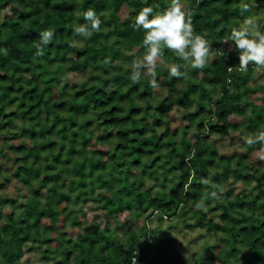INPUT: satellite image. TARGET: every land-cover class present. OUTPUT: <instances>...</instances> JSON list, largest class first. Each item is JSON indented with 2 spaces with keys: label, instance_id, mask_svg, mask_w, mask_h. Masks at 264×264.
<instances>
[{
  "label": "trees",
  "instance_id": "trees-1",
  "mask_svg": "<svg viewBox=\"0 0 264 264\" xmlns=\"http://www.w3.org/2000/svg\"><path fill=\"white\" fill-rule=\"evenodd\" d=\"M250 1L182 0L215 58L202 70L189 69L186 78L158 67L157 89L166 92L154 105L150 77L143 75L138 84L130 79L132 61L144 51V32L133 24L143 7L161 11L170 0H0L1 264H29L24 245L36 241L44 243L35 245L42 264H152L147 229L136 230L131 217L150 210L172 218L186 214L182 206L195 218L185 228L222 236L207 249V258L264 264L262 145L245 143L264 131V84H255L264 68L250 64L240 71L238 52L223 42L249 15H264V0L241 15ZM89 8L102 20L101 30L74 36ZM44 30L55 36L37 56ZM73 39L76 47H70ZM165 57L166 64L183 63L167 49ZM124 61L128 70L120 66ZM77 72L76 83L59 88L62 76ZM211 135L229 138L245 154L226 156L216 140H207ZM231 176L254 182L253 189L233 195L225 186ZM145 179L158 186L154 194L132 184ZM201 199L208 211L219 210L217 220L196 208ZM86 202L115 226L87 219L79 205ZM5 207L20 208L23 221L12 217L14 210L5 215ZM222 244L225 260L218 255Z\"/></svg>",
  "mask_w": 264,
  "mask_h": 264
},
{
  "label": "clouds",
  "instance_id": "clouds-1",
  "mask_svg": "<svg viewBox=\"0 0 264 264\" xmlns=\"http://www.w3.org/2000/svg\"><path fill=\"white\" fill-rule=\"evenodd\" d=\"M250 5L244 3L241 15L250 12ZM86 23L78 24L74 28V36L90 37L93 32L101 30L102 20L93 8L83 13ZM133 28L143 30V54L134 59L131 64L130 79L134 84L141 82L142 76L150 77L149 85L152 89L159 87L157 83V68L165 65V50L175 53L183 63L166 64L169 75L174 78H186L189 69H204L209 63L212 43L205 36L196 33L191 19V11L182 0H170L169 5L157 11L152 6L143 7L135 16ZM36 44V55L43 56L45 48L53 41L55 33L44 30ZM224 43H231L238 52L239 70L247 71L250 64L264 67V31L252 15L246 17L238 27H233ZM79 41L73 39L70 47H76ZM110 63V59L104 61ZM181 69H184L181 71ZM245 143L251 147L260 143L258 158L264 161V131L255 138H245ZM207 183V180L203 181ZM211 196H217L213 191ZM196 208L206 211L204 199H201Z\"/></svg>",
  "mask_w": 264,
  "mask_h": 264
},
{
  "label": "rangeland",
  "instance_id": "rangeland-1",
  "mask_svg": "<svg viewBox=\"0 0 264 264\" xmlns=\"http://www.w3.org/2000/svg\"><path fill=\"white\" fill-rule=\"evenodd\" d=\"M259 0H251L249 2L251 12H254L255 7L254 5ZM7 12L6 10H1V13ZM126 10H123L121 15H124ZM261 17L256 18V16ZM256 18V20L262 25L264 23V15L261 13L253 14ZM80 38V37H79ZM166 58V57H165ZM215 58V55L213 53H210V59L212 60ZM166 65V62H165ZM122 69L128 70L130 67V64L128 61H124L120 65ZM164 66V65H161ZM264 68V67H263ZM81 78V73H69L66 76H62L59 80V88L64 87H70L73 85V83H76ZM255 84H264V77L258 78L256 80ZM254 84V85H255ZM251 86V85H250ZM166 92L165 89H156L155 90V96H153L151 99L153 102H155L154 105H158L159 102L163 99V94ZM260 94V91L257 92ZM259 102V101H258ZM243 107H246V105H243ZM248 107V106H247ZM192 109L194 106L192 105ZM168 116L170 113L167 114ZM16 123H19V120H15ZM149 121V128H153V121L151 119ZM163 126H157V128H162ZM11 130L15 131L17 130L16 125H11L9 127ZM95 134V131H94ZM229 138H219L211 135L207 138L208 141H215V145L221 153H224L226 156L231 157L232 159L238 158L240 156H243L245 154V149L237 144H230L228 142ZM1 179V178H0ZM133 185H139L142 189H148L152 194H154L155 189H157L158 186L156 184H153V181H149L148 179H145V181H132ZM225 186L232 187L233 188V195L241 194L246 195L248 194L254 187V182H250L249 184L244 183L241 179H238L237 177L231 176L228 178V181L225 183ZM168 187V186H167ZM5 192V188H0V193ZM99 192V190H97ZM41 197H44L45 191H42L40 193ZM79 205H83V212L87 213L88 217L95 218L98 220L99 225L101 227H111L113 228L115 226L114 220L112 217H105L104 211L98 208L97 205H95L92 202H86V203H79ZM78 204L76 208H78ZM183 210L186 211L185 215H175L172 218H167L166 216L159 217L156 212H150L147 211L144 214H141L137 217L132 216L131 222L134 225V228L138 231L142 230L143 228L147 229L146 234V245H150V250L148 252L149 258L151 260L152 264H170V259L174 261V264L177 262H181L183 264H221L218 260L209 259L206 257V251L210 246L217 245L218 246V240L222 239V236L220 234H213L210 232H207L205 228H200L198 226H194L191 229L185 228L184 224L186 222L192 224L195 221V218L191 215L192 210L191 208H188V206H182ZM14 212L12 213V217L23 221V214L21 212L20 208H10L5 207L3 212L5 215L8 214V212ZM204 211V210H203ZM207 212L209 218H213L215 220L218 219L219 210L214 209L211 211H204ZM11 216V215H10ZM107 221V224H105ZM120 233H123V231L120 229ZM124 235V234H123ZM141 239H144L141 237ZM140 239V240H141ZM44 245V243H41L40 241H36L34 244H25L24 250H25V256L31 260L29 264H42L40 258H39V250H35V245ZM227 247L225 244H222L220 250H219V259L225 260L227 257ZM218 253V252H217ZM213 255V254H210ZM25 258V259H27ZM240 260V258H239ZM241 262H237L235 264H242L244 263V259L242 258L240 260ZM2 260L0 258V264ZM45 264H50L49 261H47ZM223 264H228L227 261H225Z\"/></svg>",
  "mask_w": 264,
  "mask_h": 264
}]
</instances>
